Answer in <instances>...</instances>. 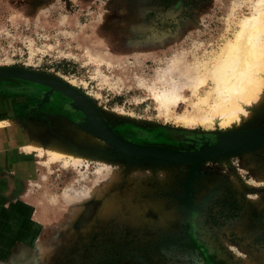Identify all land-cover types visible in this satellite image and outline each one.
<instances>
[{"label":"rangeland","instance_id":"rangeland-1","mask_svg":"<svg viewBox=\"0 0 264 264\" xmlns=\"http://www.w3.org/2000/svg\"><path fill=\"white\" fill-rule=\"evenodd\" d=\"M255 1L0 0V68L76 93L0 78V264H264V87L235 125L191 120Z\"/></svg>","mask_w":264,"mask_h":264},{"label":"bare ground","instance_id":"bare-ground-1","mask_svg":"<svg viewBox=\"0 0 264 264\" xmlns=\"http://www.w3.org/2000/svg\"><path fill=\"white\" fill-rule=\"evenodd\" d=\"M253 3L252 12L242 16L238 28L232 37L224 41L212 61L210 60L211 63H205L203 72L200 70L201 74L195 79L189 76L190 80L193 78L199 84L205 82L203 80L207 77L213 84L208 93L212 99L211 105L208 106V117L205 113H196L191 120L208 119L212 125H235L247 115L251 103L254 104L255 100L261 98L264 87V0H256ZM191 71L189 70V74ZM163 95L162 93L161 97ZM170 95H173V91ZM164 96L167 100L172 98ZM199 109L198 112H201ZM9 137L14 140L13 134L10 133ZM35 142L32 140L30 147L36 148ZM54 148L53 151L49 150L52 157H62L65 153L58 147ZM141 149L157 151L154 147Z\"/></svg>","mask_w":264,"mask_h":264},{"label":"water","instance_id":"water-1","mask_svg":"<svg viewBox=\"0 0 264 264\" xmlns=\"http://www.w3.org/2000/svg\"><path fill=\"white\" fill-rule=\"evenodd\" d=\"M2 77L24 78L27 80L39 82L42 84H46V85L61 89L66 94H69L71 96H76V93H74L70 89L69 90L66 89L63 85H61V83L58 80L51 78L48 75L37 73L34 71L16 68V67H4V68H0V78H2ZM103 132L108 138L116 141L124 149H129V150H132L136 153L152 154V155H164V156H168V157L183 158V154H180V153L173 151V150H168L165 148H160V147H155V146H143V145L128 143V142L121 140L120 138L116 137L113 133L109 132L106 129H104ZM148 147H151V148L154 147L157 151L150 152V151H145V150L141 149V148H148Z\"/></svg>","mask_w":264,"mask_h":264}]
</instances>
